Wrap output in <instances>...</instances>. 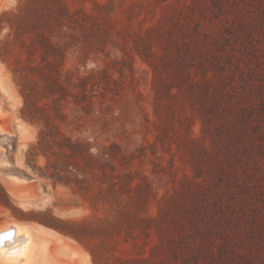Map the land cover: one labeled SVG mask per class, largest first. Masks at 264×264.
<instances>
[{
  "label": "rangeland",
  "instance_id": "obj_1",
  "mask_svg": "<svg viewBox=\"0 0 264 264\" xmlns=\"http://www.w3.org/2000/svg\"><path fill=\"white\" fill-rule=\"evenodd\" d=\"M197 21L205 31L220 30L223 45H233L236 67L240 62L246 69L237 74L240 92H250L255 83L264 86V0H0V82L6 80L19 100L14 106L0 85V227L31 224L35 238L55 256L57 238L44 235L37 225L52 228L70 244L72 264H120L132 257L138 264H173L176 257L196 264L193 254L202 258L201 264H264V140L257 142L261 148L245 140L254 149L250 160L243 158L249 164L239 168L242 177H254L245 193L243 178L233 175L234 170L218 171L219 147L203 131L188 85L187 96L157 98L162 79L170 82L166 71L171 67L166 63L167 70L159 74L150 61L166 62L164 50L155 44L161 57L145 56L143 37L151 26L170 23L182 33L193 30ZM42 34L64 49L62 74L72 78V92L80 93L79 78L90 76L88 85L97 95L92 107L70 97L63 108L67 122H61L60 130L74 139L86 137L95 153L117 143L128 156L126 162L111 159L106 168L87 167L81 178L88 190L76 183H55L44 174L53 170L47 167V156L39 148L34 156L30 152L45 126L43 120L25 116L23 89H36L33 99L39 106L51 101L42 96V83L30 67L41 61L37 47ZM48 112H54L52 107ZM22 119L30 126L24 148L18 127ZM226 144L227 136L226 153L231 148L236 154ZM203 145L211 153L202 154ZM198 164L216 172L215 177L221 175L225 186L219 189L214 177L199 186ZM257 164L260 171L254 168ZM128 174L134 177L132 184L148 185L141 191L124 189L119 200L108 198L111 189H119L114 182ZM15 192L45 204L25 209ZM101 195L105 197L99 199ZM153 216L157 220L149 221ZM154 246L161 259L157 263L144 259L151 257Z\"/></svg>",
  "mask_w": 264,
  "mask_h": 264
},
{
  "label": "trees",
  "instance_id": "obj_2",
  "mask_svg": "<svg viewBox=\"0 0 264 264\" xmlns=\"http://www.w3.org/2000/svg\"><path fill=\"white\" fill-rule=\"evenodd\" d=\"M149 31V34L143 37L146 59L150 60V56L161 57L159 52L154 49V45L157 44L159 48L164 50L163 55L169 59L163 63H152L150 61L151 65L155 68L156 73L159 74L167 70L166 63H169L168 65L171 67V71H166L168 75H171L170 82L163 80L162 77L157 79V82L162 79L161 85L157 90L159 92H157V98L165 95L167 98L172 99L173 97H178L180 93L183 96H187L184 91V85H188L190 92L194 96V104H196L195 106L193 104L192 108L200 111L203 120V131L206 135H211L212 141L219 147L216 149L215 154L218 171L230 173L234 170L233 175L242 177L239 168L245 169V164H249L245 163L243 158L248 157V159H251L253 156L252 151H254V149H249L246 146V138L249 139L251 146H255L257 142L264 140V86L262 84L256 85L255 83V89L251 88L248 93L244 90L240 92L241 90L238 86L240 79H238L237 74H244L246 69L240 62L238 67H236L233 58L236 55V51L232 49L233 45H230L231 49L227 47L228 44L223 45L222 37L219 33L220 30L205 31L202 21H197L193 30L187 28L182 30V33L177 32L174 25L172 26L170 23L156 27L151 26ZM217 33L219 34L217 35ZM226 40L231 41L230 38ZM38 42L37 49L40 50L41 61L30 67L34 74H37V82L42 83V96L46 99H51V101L46 103L45 106H39L33 99L36 89H33V91L23 89L25 116L30 119L43 120L45 126L41 131L37 144L30 149L31 155H36L35 150L39 148L47 156V167H51L53 170L51 173L46 171L44 174L51 177L55 183L63 182L67 185L76 183L79 188L88 190L87 187L82 185L86 179L84 177L81 178L89 172L87 167L93 169L106 168L109 166L111 159L117 158L126 162L128 156L123 152L121 145L117 143L104 146L102 151L95 153L93 152L94 144L86 137L74 139L60 130L61 122H67L68 114L63 111V108L70 101V97L74 98L73 102H76V104L81 105L86 102L85 105L92 107L95 103L93 98L97 95L92 93L93 88L88 85L90 76L80 77L77 86L81 87V92L73 93L71 89L73 85L72 78L69 77V74H66L65 79H63L64 49L48 35L42 34L38 38ZM173 88H177L178 91L174 92ZM50 107H52L53 113L48 112ZM255 122L254 134L250 135L251 125ZM226 136V145L234 147L236 154H238L237 156L232 153L233 150L231 148H228L229 153H226L224 145ZM257 145L261 148L260 144ZM211 151L207 145H203L201 148L202 154L211 153ZM262 151L264 152L263 148ZM52 157L56 158L55 161L52 160ZM260 167L261 165L257 164L254 168L259 170ZM195 173V176L201 179L197 182L199 186H202L209 177L218 178L216 186L219 189L225 186L224 181L221 183V175L215 177L214 173L216 172H213L212 169H204L198 164ZM248 176L240 179L242 183L241 189L245 193L254 184L253 181H250L254 177H251L250 174ZM133 181V175L119 176V179L114 182V187L115 185H120L119 189H111L107 197L109 198L110 196L119 200L120 198L117 197V194L121 196L128 190L141 191L142 188L145 189V186L148 185L147 183L142 184L139 182L132 184ZM124 189L127 190L125 191ZM198 192L199 195L203 191L200 190ZM141 195V193H138L137 197L142 198ZM104 197V195H101L99 199ZM193 198H197L196 193ZM219 200L222 202L221 196L215 198V205L219 206ZM222 209L224 211V207ZM225 209L226 214L229 206L225 207ZM125 215L126 220H129L128 212H125ZM223 218L222 214L218 221ZM154 220H157V216L149 219V221ZM130 238V236L126 237V240L129 241ZM210 243L214 244V241H210ZM156 249L157 247L154 246L151 257L144 259L150 261L154 258L155 263L160 262L161 259H158L159 254ZM121 260L122 263L120 264H138L139 261L138 258L134 257L122 258ZM191 260H195L196 264L202 263V258L196 254L191 256ZM185 262V264H188V259ZM173 264L183 263L179 257H176V261Z\"/></svg>",
  "mask_w": 264,
  "mask_h": 264
},
{
  "label": "bare ground",
  "instance_id": "obj_3",
  "mask_svg": "<svg viewBox=\"0 0 264 264\" xmlns=\"http://www.w3.org/2000/svg\"><path fill=\"white\" fill-rule=\"evenodd\" d=\"M3 91L9 94L12 104L18 105L19 100L13 93H10L9 87L3 83H0ZM18 127L21 133V148L27 145V138L29 136V128L26 126V121L22 119ZM18 198L16 201L20 206L28 207L31 202L23 201ZM31 224L22 222H10L4 227H0V264H51V258L54 257L55 264H72L74 252L70 250L72 248L62 236L57 235L53 229H46L40 225H37L42 231H46V235L54 236L59 243L57 254L50 253L43 240L36 239L31 232ZM14 233L13 240L5 238L9 237L10 233ZM9 233V234H8ZM49 242V241H48ZM7 248L2 250L4 247ZM9 246V248H8ZM9 253H13L9 255ZM51 254V255H50ZM49 257H51L49 259Z\"/></svg>",
  "mask_w": 264,
  "mask_h": 264
},
{
  "label": "crops",
  "instance_id": "obj_4",
  "mask_svg": "<svg viewBox=\"0 0 264 264\" xmlns=\"http://www.w3.org/2000/svg\"><path fill=\"white\" fill-rule=\"evenodd\" d=\"M0 83H3V84H5V85H7V86L9 87L10 93H13L10 84H9L6 80H1ZM4 92H5V91H4ZM5 94L7 95V97L9 98V100H11L9 94L6 93V92H5ZM13 95H15V94H13ZM26 126H27V127L29 128V130H30V126H29V123H28L27 121H26ZM29 132H30V131H29ZM27 139H28V138H27ZM17 178L19 179V177H17ZM32 182H37V180H36V179H32ZM5 190H7V191L9 192V190H8L7 187H5ZM14 195H16V200H17L18 198L23 197V198H22L23 201L31 202L30 205H29L28 207H24L25 209H27V208H34V207H36V206H40V205H44V204H45V203H43V202H42V203H37V202H35V201H32L31 199L26 198L25 196H22V195H20V194H18V193H16V192L14 193ZM22 207H23V206H22ZM40 226L44 227L45 229L47 228V227H45V226H43V225H40ZM47 229H52V228H47ZM42 233H43L44 235H46V231H42Z\"/></svg>",
  "mask_w": 264,
  "mask_h": 264
},
{
  "label": "water",
  "instance_id": "obj_5",
  "mask_svg": "<svg viewBox=\"0 0 264 264\" xmlns=\"http://www.w3.org/2000/svg\"><path fill=\"white\" fill-rule=\"evenodd\" d=\"M9 233H10V235H9V237L5 238V241H6L8 238L11 239V240H13L14 233H12V234H11V232H9ZM9 233H8V234H9Z\"/></svg>",
  "mask_w": 264,
  "mask_h": 264
}]
</instances>
